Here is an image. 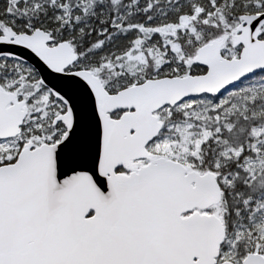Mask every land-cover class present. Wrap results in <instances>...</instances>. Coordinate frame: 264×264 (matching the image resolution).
Here are the masks:
<instances>
[{
	"label": "snow or ice",
	"instance_id": "1",
	"mask_svg": "<svg viewBox=\"0 0 264 264\" xmlns=\"http://www.w3.org/2000/svg\"><path fill=\"white\" fill-rule=\"evenodd\" d=\"M0 264H264V0H0Z\"/></svg>",
	"mask_w": 264,
	"mask_h": 264
}]
</instances>
